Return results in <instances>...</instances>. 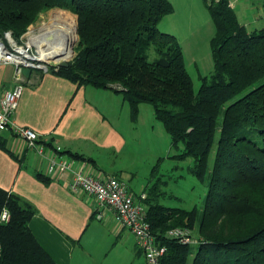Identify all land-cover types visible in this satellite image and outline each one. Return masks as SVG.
I'll return each instance as SVG.
<instances>
[{
  "label": "trees",
  "instance_id": "1",
  "mask_svg": "<svg viewBox=\"0 0 264 264\" xmlns=\"http://www.w3.org/2000/svg\"><path fill=\"white\" fill-rule=\"evenodd\" d=\"M203 2L215 26L213 67L196 92L177 40L158 29L173 11L169 0H0V34L18 39L52 8L74 13L75 54L56 73L121 92L133 120L138 105L150 103L171 145H182L174 157L192 158L189 171L200 180L208 174L198 220L195 207L161 204L156 184L143 190L145 219L165 247L160 264H264V26L248 30L229 0ZM149 47L155 61L146 57ZM3 208L9 219L0 222V264H56L29 229L33 207L0 188ZM195 224L196 244L166 236Z\"/></svg>",
  "mask_w": 264,
  "mask_h": 264
},
{
  "label": "crops",
  "instance_id": "2",
  "mask_svg": "<svg viewBox=\"0 0 264 264\" xmlns=\"http://www.w3.org/2000/svg\"><path fill=\"white\" fill-rule=\"evenodd\" d=\"M169 1L173 11L160 20L158 29L175 37L188 72L192 68L199 77L207 75L213 67L209 42L215 26L204 2ZM229 4L248 30L264 26V21L255 26L264 17V1L229 0ZM16 81L22 82L23 92L11 119L39 134L46 155H56L58 146L63 159L73 160L86 174H96L102 172L97 154L125 147L119 110L129 111V105L124 106L127 101L121 92L77 85L53 70L17 72L12 64H0V97ZM47 168V159L25 140L11 130L0 131V188L33 207L29 229L56 264H147L135 236L115 221L111 209L100 208L102 216L96 217L94 198L71 192L64 186V175L51 174Z\"/></svg>",
  "mask_w": 264,
  "mask_h": 264
},
{
  "label": "rangeland",
  "instance_id": "3",
  "mask_svg": "<svg viewBox=\"0 0 264 264\" xmlns=\"http://www.w3.org/2000/svg\"><path fill=\"white\" fill-rule=\"evenodd\" d=\"M253 5L255 9L256 3ZM252 11L254 10L252 9ZM44 14L46 15V20L55 14V16H52L53 19L56 16L64 15L73 21L74 33L70 52L66 53L68 54L66 56L52 58L51 63L55 64L62 60L70 61L75 54L74 47L77 43V33L75 31L76 15L62 8L49 9ZM249 19L251 20L250 17ZM252 20L254 21L253 18ZM263 21L264 17L260 18L255 26L259 27ZM36 24L34 21L16 40L21 43L26 40L29 41L32 35L40 34L42 31L40 26ZM35 49L38 48L34 47L33 50ZM146 57L149 61H155L158 58L153 47H149L146 50ZM189 73L192 78L193 89L196 92L201 83L200 77L192 68H189ZM124 104V106H127V102ZM140 108L135 120L131 118L130 110L125 111V108L124 110H119V128L124 132L126 145L119 152L97 154L96 160L102 169L101 171L112 175L115 173L125 181L131 191L136 193L146 190L152 184H156V188L161 194L159 200L161 204L184 209L195 207L198 220L204 207L208 174L204 180H200L189 171V167L193 162L192 158L177 159L174 157V155L181 152L182 145L177 148L171 145L170 136L165 131L162 122L154 117L150 103L142 102ZM156 164L157 166L152 175L151 170ZM211 164L212 153L209 156V167ZM196 229L197 225L195 224L191 229L193 239L198 236ZM190 260L189 258L188 264H190Z\"/></svg>",
  "mask_w": 264,
  "mask_h": 264
},
{
  "label": "built area",
  "instance_id": "4",
  "mask_svg": "<svg viewBox=\"0 0 264 264\" xmlns=\"http://www.w3.org/2000/svg\"><path fill=\"white\" fill-rule=\"evenodd\" d=\"M256 1L263 2L264 0ZM52 16H55V14ZM52 16L46 20V15H44L40 22L36 24L40 26L41 31L49 24H55ZM34 47L37 46L28 40L19 43L13 37L11 31L6 30L0 34V64H12L17 72H21L23 69H36L41 72L57 71L59 62L53 64L40 60L37 56L38 49L33 50ZM22 92V82L16 81L0 97V131L11 130L16 136L25 140L30 149L46 158L48 172L64 175V186L71 192L77 195L86 194L94 198L98 206L96 217L101 218L102 216L99 211L100 208L107 207L111 209L115 221L135 236L136 245L144 254L146 263L160 264V257L164 253L165 247L156 242L155 236L145 219V206L142 200L146 197V193L143 191L136 194L131 191L125 181L117 175L103 172L96 174L84 173L81 169L75 167L73 160L63 159L58 154L60 149L58 146L56 147V155H46L45 145L39 134L29 127L16 125L11 119ZM8 219L9 212L6 208H3L0 213V222H6ZM166 236L184 244H196L199 241L198 238L193 239L191 229L183 227L169 229Z\"/></svg>",
  "mask_w": 264,
  "mask_h": 264
},
{
  "label": "bare ground",
  "instance_id": "5",
  "mask_svg": "<svg viewBox=\"0 0 264 264\" xmlns=\"http://www.w3.org/2000/svg\"><path fill=\"white\" fill-rule=\"evenodd\" d=\"M54 21V25L49 24L29 40L38 47V58L50 63L52 58L68 55L74 33L73 21L68 16H56Z\"/></svg>",
  "mask_w": 264,
  "mask_h": 264
},
{
  "label": "water",
  "instance_id": "6",
  "mask_svg": "<svg viewBox=\"0 0 264 264\" xmlns=\"http://www.w3.org/2000/svg\"><path fill=\"white\" fill-rule=\"evenodd\" d=\"M75 31H76V28H75ZM69 64V61L67 60H62L61 62H59V66L61 67H67Z\"/></svg>",
  "mask_w": 264,
  "mask_h": 264
}]
</instances>
